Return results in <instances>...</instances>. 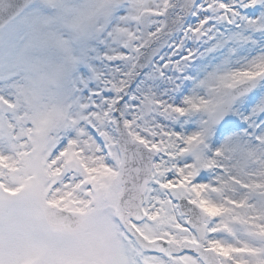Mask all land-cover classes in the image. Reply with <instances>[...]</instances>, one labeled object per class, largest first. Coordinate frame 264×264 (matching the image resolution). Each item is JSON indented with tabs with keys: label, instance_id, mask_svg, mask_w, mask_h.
Returning a JSON list of instances; mask_svg holds the SVG:
<instances>
[{
	"label": "snow or ice",
	"instance_id": "6c2138e0",
	"mask_svg": "<svg viewBox=\"0 0 264 264\" xmlns=\"http://www.w3.org/2000/svg\"><path fill=\"white\" fill-rule=\"evenodd\" d=\"M0 264H264V0H0Z\"/></svg>",
	"mask_w": 264,
	"mask_h": 264
}]
</instances>
